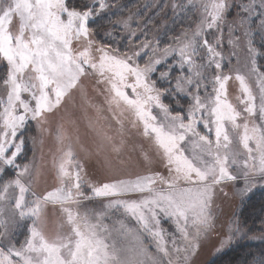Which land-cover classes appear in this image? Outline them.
Here are the masks:
<instances>
[{
  "label": "snow or ice",
  "instance_id": "1",
  "mask_svg": "<svg viewBox=\"0 0 264 264\" xmlns=\"http://www.w3.org/2000/svg\"><path fill=\"white\" fill-rule=\"evenodd\" d=\"M189 6L199 8L198 22L172 43L160 47L158 39L139 40L129 17L116 22L129 30L128 42L117 47L97 39L99 26H90L109 8L107 0L79 5L0 0V264H196L215 229L217 198L228 196L240 180L243 187L232 195L241 201L264 187V69L257 60L264 52L247 26L257 14V0L172 4L181 12ZM234 6L238 19L229 23ZM258 7L264 42V0ZM225 27L233 49L244 41L246 74L238 67L225 70ZM237 30L242 37L233 35ZM90 80L103 87V105L89 100ZM232 80L239 85L235 103ZM76 92L96 113L89 127L97 142L92 150L81 145V151L102 156V172L110 178L98 183L87 178L60 122L55 127L60 155L53 156L57 183L37 191L39 168L34 161L19 162L26 158L25 133L33 122L41 134L49 132L50 118ZM105 105L117 125L114 133L97 127L107 119ZM128 129L155 150L153 155L143 144L133 145L147 168L143 173L130 171L124 159ZM157 162L163 171L153 167ZM98 199L107 201L100 210L87 207ZM20 228L23 241L13 236ZM118 238L131 243L121 245ZM237 238H247V231L233 213L215 253ZM252 239L264 241V235ZM255 264H264V256Z\"/></svg>",
  "mask_w": 264,
  "mask_h": 264
},
{
  "label": "rangeland",
  "instance_id": "2",
  "mask_svg": "<svg viewBox=\"0 0 264 264\" xmlns=\"http://www.w3.org/2000/svg\"><path fill=\"white\" fill-rule=\"evenodd\" d=\"M112 1V0H107ZM197 2V0H194ZM230 3L233 0H229ZM241 0H234L235 4L240 3ZM244 3H247L248 0H243ZM92 3V0L89 1ZM173 3H183L187 5V0H146L142 6L136 9L134 12L126 14L118 18L117 21L120 20H129L130 29L136 31L137 37L139 40L144 39H158L160 41V47H164L166 44L172 43V38L179 35L185 29H189L190 27L194 28L195 24L199 19V8L198 7H187L185 11L181 12L179 9L173 10ZM260 9L258 7L257 0V14L251 18L250 23L247 25L253 31V43L254 45L262 52H264V42L260 40V31H259V16ZM170 16V17H169ZM234 19H238L237 17V8L234 6L228 14L227 20L231 23ZM116 21V22H117ZM115 22V29H110L112 32V36L118 39V41L114 42L117 47H124V45L128 42V32L129 30L125 29L122 25L117 24ZM91 26V25H90ZM114 31H117L115 33ZM234 36L242 37V31L237 30L233 33ZM116 39V40H117ZM228 40V32L225 27L224 30V41H223V54L226 57L225 60V70L229 68H239L241 73L246 74L248 72V68L245 67L247 62V49L244 45L243 39H241L240 46L233 49L227 43ZM235 52V55L232 53ZM230 59V64H229ZM258 64L264 69V58L258 57ZM172 61L169 60L168 63ZM159 71L166 70V66H158ZM159 72L153 75L155 79L158 76ZM159 83V82H158ZM88 98L93 104L103 105L104 97L101 94L103 92L102 86L95 85L94 80H90L88 82ZM253 88L255 89V82L252 80ZM96 88H99V92H97ZM239 85L238 82L232 80L229 82V94L235 103V96L238 94ZM168 102V101H166ZM105 110L103 112V116L107 117L106 120H100L99 126H103L110 133H114L117 125L115 121L112 120L111 114L107 112L106 105L104 106ZM61 117H63V121H61ZM95 119L96 113L95 111L88 107L87 103L81 99L80 94L78 92L73 93V96L69 98V101H66L64 107L58 112L55 116L50 118V124L45 127L49 128V132L41 134L38 132L35 123L33 122L29 129L25 133L26 139V149H25V159H21L20 163H27L29 161H34L35 165L40 170V178L38 184L36 186V190L43 192L46 190H51L56 186V178H55V169L53 167V156L58 157L60 155L59 151H57L59 145H57L55 140V127L57 123L63 122L65 128L68 132L69 137L71 138V143L73 145V149L77 154V157L85 164V169L88 174V179L93 182H103L109 179L110 177L106 176L102 172V164L103 157L93 156L89 158L83 151H81V145L85 148L92 150L97 142L96 131L94 128L89 127V120ZM74 122V123H73ZM111 125L109 129L108 126ZM127 127V125H126ZM77 137L79 140L77 141ZM126 138L129 141L128 148L126 149V153L124 155V159L129 161V170L134 173H143L147 171V168L144 166L142 160L140 159L139 152L133 151V145L143 144L146 150L155 154V150L150 144L149 141L143 139V137L139 136L136 130L128 129L126 132ZM33 139L36 140V143L33 144ZM41 140L43 141L41 143ZM69 141H65L67 144ZM156 170L163 171L162 164L159 162L155 163L153 166ZM11 172L7 174V177H11ZM243 187V181H238L234 186H230L228 189V196H219L213 206V213L216 216L215 229L210 235V237L203 242V246L200 250V254L197 257L196 264H228L224 253L232 248L238 247L240 245H245L253 242H262L263 248L258 253L255 251L256 255L252 256V261L249 264H255V261L259 259L261 256H264V241L259 239H252V237H259L264 235V220L259 227L256 228L253 232L249 231V228L245 227L247 231V238L239 239L233 241L232 245L226 250L217 255L214 251L215 246L218 244L219 240L227 233L229 227V221L233 218V213L235 216L241 220V212L243 210V205L245 200L251 195L248 194L242 201L239 196H233L232 193L237 188ZM259 188L257 187L253 190V192ZM107 201L104 199L95 200L89 204H87L88 208H95L100 210L102 205ZM170 233L174 231L172 225L169 222H165L163 225ZM245 226V225H244ZM12 226L10 225V228ZM49 228H51V224H49ZM24 229H17L13 236L16 240L23 241L24 239ZM146 244L149 246V250L155 253V247L151 244L147 239L145 240ZM118 243L121 245H129L130 241H125L123 238H118ZM255 256V257H254ZM257 257V258H256Z\"/></svg>",
  "mask_w": 264,
  "mask_h": 264
},
{
  "label": "trees",
  "instance_id": "3",
  "mask_svg": "<svg viewBox=\"0 0 264 264\" xmlns=\"http://www.w3.org/2000/svg\"><path fill=\"white\" fill-rule=\"evenodd\" d=\"M89 1L91 0H73L77 5L89 3ZM145 1L146 0L107 1L109 8L105 9L100 16L96 17L93 21H90L92 28H97V26H99L97 39H104L107 42H112L115 46L114 42L118 41V39L113 36L111 38L105 37L104 32L115 29L116 27L114 25L119 17L134 12L136 9L140 8ZM114 32L117 33V31ZM91 119L93 118L91 117ZM240 218L245 227L249 228L251 232L262 224L264 220V187L252 192L245 200ZM262 244V242H253L240 245L227 250L223 256H225L228 264H249L252 261V256L256 255L255 251L257 253L260 250L262 251Z\"/></svg>",
  "mask_w": 264,
  "mask_h": 264
}]
</instances>
